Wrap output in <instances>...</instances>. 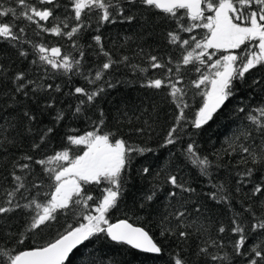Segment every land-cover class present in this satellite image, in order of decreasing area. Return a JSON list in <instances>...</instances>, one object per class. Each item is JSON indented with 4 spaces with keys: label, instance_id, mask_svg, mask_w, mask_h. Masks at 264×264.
<instances>
[{
    "label": "snow or ice",
    "instance_id": "1",
    "mask_svg": "<svg viewBox=\"0 0 264 264\" xmlns=\"http://www.w3.org/2000/svg\"><path fill=\"white\" fill-rule=\"evenodd\" d=\"M134 10L141 15L163 14L173 22L174 29L167 32L166 39L180 50V58L173 67L171 57L165 62L141 48L139 54L148 64L143 68L135 66L145 73L149 69L164 70L163 79L150 78L144 84L156 90L167 89L171 103L178 110L176 124L168 130L163 146L176 143L178 128L186 120L185 110L192 108L197 97L191 124L201 129L231 103L241 86L249 84L250 76L260 73L261 79H252L251 84L264 90V0H0V18H10L0 19V39L15 48L17 56L24 60L30 57L25 46L31 45V55L36 57L31 63L41 68V80L45 81L40 83L29 78L24 70L7 77L8 70L0 63V85L6 78L11 81V98L15 101L17 94L28 97L38 92H61L60 84L47 83L48 79L67 77L70 81L73 76H80L86 85L74 87L68 93L77 100L70 114L74 118H87L91 127L83 134L71 129V134H65L66 142L60 150L40 159L32 153L41 150L55 132V125L67 118L64 111H57L54 126L39 134V142L33 141L32 152L21 156L7 159L10 150L17 147L16 139L9 140L0 133V159L3 160L0 168L10 166L3 177L10 190L5 188L0 198V221H3L0 223V264H72L80 246L101 236L144 253H163V240L157 241L144 227L134 226L127 219L110 222V214L120 208L126 186L133 179L130 173L135 169V158L152 151L150 147L131 143L130 137L126 138L118 126L119 119L116 126H110L105 110L99 105L106 87H113L105 79L106 75L117 64L129 60L128 56L113 59L104 46L100 30L105 25L132 23L138 19L132 14ZM19 21L28 24L20 26ZM29 25H35L34 35L45 33L66 38L70 47L62 50L61 46L33 42L28 37ZM89 30L96 34L91 35L94 45L89 44L88 48L95 47L97 55L103 57L95 65H86L85 48L78 42ZM180 33L189 36L184 38ZM182 66H192L196 73L187 82ZM54 103L52 100L46 104V109H51ZM89 111L95 119L87 115ZM237 111L247 123L229 143L228 154L239 157L232 178L234 191L225 180L214 184L215 190L205 194L210 200L226 204L230 211L234 208V195L241 194V208L229 218L227 226L220 224L216 229L219 238L206 235L207 224L190 219L187 201L196 190L178 174L157 173L162 179L143 191L141 209L159 199L158 185L169 186L165 192L169 204L160 221L159 235L164 240L175 238L186 243L193 235L202 240L190 255L183 249L174 252L170 264H264V103L254 108L246 105ZM23 116L29 124L37 118L31 111H24ZM2 122L0 117V128H3ZM144 123L151 127L147 120ZM25 131L31 133L33 129L27 127ZM135 131L143 134L146 128L137 127ZM17 135L23 138L24 133ZM185 154L201 175L210 176L213 161L208 156H200L194 143L187 145ZM34 165L39 166L47 185L36 176ZM137 174L151 175L152 170L143 167ZM22 200L25 202L21 203ZM195 211L200 214L202 209L196 206ZM17 212L26 216L23 231L5 232L9 227L7 221ZM66 214L72 215L74 222L62 225L63 231H57L43 244L23 247L28 239L50 228L53 222L59 223V217ZM226 233L230 234L227 243L222 235Z\"/></svg>",
    "mask_w": 264,
    "mask_h": 264
},
{
    "label": "trees",
    "instance_id": "2",
    "mask_svg": "<svg viewBox=\"0 0 264 264\" xmlns=\"http://www.w3.org/2000/svg\"><path fill=\"white\" fill-rule=\"evenodd\" d=\"M5 6H9V4L5 3ZM132 14L138 17L132 23L122 22L115 25H105L100 30L99 34H102L104 46L110 51L113 59L120 60L123 56H128L129 60L117 64L106 75L105 79L111 82L113 87H106L104 95L99 98V105L105 110L110 126H116L117 119H119L118 126L126 138L130 137L131 143L141 147H150L152 151L135 158V169L130 173L133 175V179L126 186L120 208L113 210L110 214V222L115 223L127 219L134 226L144 227L157 241L163 240L164 251L159 255L143 254L101 236L99 239L93 238L85 245L80 246L72 264H170L174 252L183 249L186 255H190L197 250V246L202 243V240L198 239L196 235L191 236L186 243H180L175 238L164 240L159 235L161 217L165 214L169 204V200L165 196L169 186L158 185L159 199L143 209L139 207L143 191L148 190L157 180L162 179V176H157V173L162 175L169 172L178 174L182 181L196 190L190 194L187 206L191 214L190 219L207 224L209 233H206V235L210 234L214 238H219L216 229L220 224L227 226L229 218L242 206L241 194L239 193L234 195L232 200L234 208L231 211L226 204L210 200L205 194L215 190L213 188L214 184H219L225 180L229 182V188L234 191L232 178L235 177L239 157L235 153L228 154L230 151L229 143L247 123L243 114L238 113L237 110L246 105L254 108L264 103V90L251 84L252 79L260 80L261 74L256 73L254 76H250L249 84L241 86L231 103L218 112L214 119L207 125L202 126L201 129H196L191 124L194 119L196 103L199 101V97H197L192 108L185 110L186 120L182 121L181 127L178 128L176 143L163 146L168 130L176 124L175 117L178 110L171 103V98L167 95V89L156 90L144 86L147 79H163L165 73L161 69H149L146 73L141 72L140 68L147 67L148 62L139 52L143 48L144 53L158 55L165 62L168 57H171L173 60L172 66L175 67L180 58V50L169 44L166 39L167 32L174 29V23L166 19L163 14L152 15L145 12L144 15H141L136 10ZM0 19L7 20L10 18ZM18 23L20 26L28 24L27 21H19ZM33 28H35V25L28 26V37L33 42L44 43L49 47L61 46L62 50H67L70 47V42L66 38H58L45 33L36 36L32 32ZM92 34L96 33L89 30L78 41L85 48L87 54L86 65H95L103 60L102 56L97 55L95 47L88 48L89 44L94 45L90 38ZM180 34L184 38L189 36L188 33ZM25 47L30 52L28 60L19 58L16 49L8 42L0 39V63H3L8 70L6 76L10 77L15 72L24 70L29 78L44 83L45 81L41 80L43 75L41 68L31 63V59L36 58L31 55V45ZM137 65L140 68L135 67ZM181 71L187 73L184 77L185 82L196 75L192 70V66H182ZM46 82L54 85L60 84L61 92H38L35 96L30 94L28 97L17 94L14 101L11 98L13 95L11 81L6 78L4 84L0 85V117H3V128H0V133L7 135L9 140L15 138L17 144L16 148L10 150L7 159H11L13 155L21 156L26 152H32L30 145L34 140L39 142V134L42 131L54 126L53 120L57 111H64L67 118L55 125V132L42 145L41 150L32 153L35 158L40 159L60 150L66 142L65 134H71V129H77L78 134L91 130L87 118H74L71 116L70 113L77 100L68 95L74 87L85 86L86 81L80 76H73L70 81L67 77H57L48 79ZM88 87L92 86L88 85ZM52 100L55 101L53 107L46 109V104ZM41 109L44 110L41 111ZM24 111H31L37 117L36 120L29 124L23 116ZM87 115L95 119L92 111H89ZM145 120L151 125L150 128L145 125ZM9 122H11V125ZM27 127H31L33 131L27 133L25 131ZM137 127H145V133H137L135 131ZM17 133H24L23 138L18 136ZM189 143L195 144L200 156H208L213 161L209 168L210 176L201 175L199 168L190 163L185 154V149ZM2 162L3 160L0 159V163ZM33 167L36 176L44 179L47 185L48 181L43 176L39 166L34 165ZM143 167H150L152 174L146 176L137 174L139 169ZM9 170L10 166L7 169L0 168V185H2L0 187V198L3 197L5 188L10 190L9 183L3 179ZM29 179H32V177ZM44 190L48 191L49 189L45 188ZM34 192L35 190H33V194ZM93 194L99 195L98 192ZM24 202L21 201V203ZM196 206L201 207L200 214L196 213ZM25 218L26 216L22 217L17 212L11 220L7 221L9 227L5 229V232L11 231L18 234L19 231H23L22 226ZM2 222L0 221V223ZM73 222L74 217L72 215H61L59 223L53 222L50 228L28 239L23 247L43 244L54 237L57 231H63L62 225L66 226L67 223ZM222 235L227 243L230 234ZM190 259L195 261L196 257L190 256Z\"/></svg>",
    "mask_w": 264,
    "mask_h": 264
},
{
    "label": "water",
    "instance_id": "3",
    "mask_svg": "<svg viewBox=\"0 0 264 264\" xmlns=\"http://www.w3.org/2000/svg\"><path fill=\"white\" fill-rule=\"evenodd\" d=\"M116 243V242H115ZM126 246H128V245H126ZM129 248H131V246H128ZM131 249H133V248H131ZM133 250H135V251H137V252H140V253H143V254H148V255H159V254H154V253H144V252H142V251H140V250H138V249H133Z\"/></svg>",
    "mask_w": 264,
    "mask_h": 264
}]
</instances>
